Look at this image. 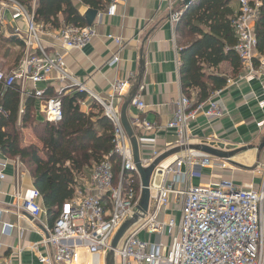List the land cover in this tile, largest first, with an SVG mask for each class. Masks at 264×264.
Wrapping results in <instances>:
<instances>
[{"label": "built area", "instance_id": "built-area-1", "mask_svg": "<svg viewBox=\"0 0 264 264\" xmlns=\"http://www.w3.org/2000/svg\"><path fill=\"white\" fill-rule=\"evenodd\" d=\"M127 2L111 0L106 15L114 17L118 8ZM0 4L11 10L13 20L22 19L25 23V32L20 28L15 30V34L24 42L22 64L11 75L0 71V90L11 88L18 82L24 96L29 94L25 91L26 85L32 83L35 89L31 95L40 103L45 120L59 124L63 120L61 98L65 89L58 87L56 96L51 97L48 88L37 86L52 82L62 84L71 78L66 72L64 56L57 53L56 57H50L45 50L44 40L48 39L66 52L81 51L95 37V30L93 27L69 26L48 32L35 22L34 13L16 0H0ZM239 4V11L233 20L237 38L234 51L247 77L260 80L264 75V60L256 64L258 41L254 26L260 15L261 0H240ZM181 16L182 12H175L171 16L172 22H179ZM107 37L117 46L123 45L121 38L114 34ZM119 62L120 58L116 55L109 65L113 67ZM72 87L78 92H88L85 86L76 81ZM130 87L128 81H117L108 100L92 95L113 125L111 156L119 159L120 174L115 180L114 165L109 159L93 167L87 187L78 189L75 199L63 206L59 219L47 237L33 244L32 249L40 246L46 251L45 256L39 257L41 264H105L114 236L136 214L142 193L141 179L131 142L121 121V104ZM262 90L264 95V82ZM131 106L140 112L147 108L139 95L133 98ZM259 106L264 110V99ZM200 112L210 119L223 117V110L213 100L196 108L186 96L175 102L174 118L167 128L178 133L177 147L186 150L167 158L156 168L150 185L149 210L126 233L115 250L116 264H264V172L258 188L237 187L229 180L212 186H194L192 181L201 177L196 167L210 168L215 164L223 169L228 167L220 159L188 149V124ZM258 127L263 129L264 122L259 123ZM132 128L135 134L138 131L148 133L156 130L154 124L139 117L134 119ZM160 156L162 154L158 152L153 153L152 159L143 166L148 167ZM6 165L0 163V180L5 179L3 171ZM172 197L180 206V217L178 220H164ZM14 198L19 220L23 212L33 220H39L45 213L39 203L41 194L34 187L22 190L17 186ZM3 213L0 211V222ZM4 230L8 235L17 233L19 239L25 233L19 222L4 224ZM142 233L147 238L156 236L159 239L156 242L141 239ZM166 236L171 240L169 245L163 241ZM0 264H11V260L0 255Z\"/></svg>", "mask_w": 264, "mask_h": 264}, {"label": "crops", "instance_id": "crops-1", "mask_svg": "<svg viewBox=\"0 0 264 264\" xmlns=\"http://www.w3.org/2000/svg\"><path fill=\"white\" fill-rule=\"evenodd\" d=\"M71 2L84 17L86 26L90 27L87 24L86 14L92 9L85 7L80 0H71ZM107 8L101 12L97 11L98 15L91 26L95 30V37L83 50L66 52L48 39L44 40L45 50L50 57H56L57 53L64 56L66 72L71 79H67L62 84L43 83L37 88H48V94L52 92L56 95L58 87L61 86V89H65L64 95H68L76 90L72 87L73 82L76 81L88 91L84 93L89 99L80 102L81 110L88 112L89 100H94L92 95L108 100L112 87L117 81H128L131 87L121 104L122 110L131 90L137 84L139 77H142L137 95L141 97L147 108L144 112H140L130 105L127 117L131 126L137 117L155 125L154 132L138 131L135 134L139 141L140 159L142 163L147 164L152 159L153 153L158 152L163 155L178 148V133L168 129L167 125L174 118L175 102L180 97L186 96L182 91L180 80V51L185 43L177 32L180 21L173 23L171 16L175 12H182L183 16L187 7L184 6L183 0H128L125 5L118 8L114 17L106 15ZM239 8L240 4L237 1L236 12ZM12 15L11 10L0 4V37L6 39L17 37L21 40L15 34V30L20 28L25 32V23L22 19L13 20ZM46 30L53 32L47 28ZM108 34L121 38L123 45L117 46L113 40L108 39ZM6 49L14 52L21 50L19 46H7ZM24 52L25 47L23 55ZM116 55L119 56L120 62L111 67L109 63ZM255 57L256 64L259 60H264V56L260 55L258 50L255 52ZM0 60V69L11 73L19 70L23 56L20 66L15 71H11L14 60L10 62V59L4 57ZM210 73L227 80L223 89L216 91L205 101L213 100L217 103L223 110V117L210 119L202 112L198 113L188 124L187 135L190 137V146L196 148L202 144H224L237 148L251 147V149L229 160L212 156L226 162L228 167L223 169L216 164L210 168L196 167L195 170L201 177L194 179L192 184L212 186L229 180L237 187L258 188L264 172V148L258 149L264 138V128L258 127L259 123L264 122V110L259 106L264 99L262 90L264 75L260 80H251L247 77L243 66L236 72L230 62L222 63ZM17 85L20 88L18 82ZM34 89L35 86L29 82L25 88L29 94H24L22 99L32 97L31 93ZM217 92L219 94H216ZM191 95L192 97L188 98L193 108H196L199 105L196 102L197 92H191ZM34 100L37 116L45 120L40 103L35 98ZM191 151L202 153L195 149ZM0 163L7 164L3 171L5 179L0 180V211L4 212L0 222V255L11 260V264H41L39 257L45 256L46 251L40 246L32 249V246L47 237L51 229L47 211L40 200L39 203L45 209V213L39 220H33L24 212L20 220L18 219L14 208L16 188L17 186L22 190L32 188L34 181L19 160L8 159L0 153ZM81 180L79 189L84 190L90 180V174L88 173V177ZM171 202H176L173 197ZM169 214L168 210L164 220L174 218ZM18 222L25 232L22 239H19L17 233L8 235L4 230V224H18ZM140 238L146 239L147 235L142 233ZM154 238L157 239L156 236ZM163 241L167 245L171 243L168 236L163 238Z\"/></svg>", "mask_w": 264, "mask_h": 264}, {"label": "trees", "instance_id": "trees-1", "mask_svg": "<svg viewBox=\"0 0 264 264\" xmlns=\"http://www.w3.org/2000/svg\"><path fill=\"white\" fill-rule=\"evenodd\" d=\"M16 1L34 13L35 22L45 29L58 31L66 26L87 27L71 0ZM237 1L240 0H194L184 10L177 26L185 43L180 51L182 91L189 98L191 92H197L198 104L226 86L227 80L211 74V70L224 62H230L236 72L242 68L240 58L232 50L237 44L233 27ZM80 2L101 12L111 0ZM259 12L254 33L258 53L264 56V0H261ZM7 46H19L21 50L14 52L7 50ZM23 48L24 42L17 37H0V58L14 57L11 71L20 66ZM48 95L56 96L52 92ZM61 99L63 120L53 124L37 116L34 98L22 99L17 83L0 90V153L8 159L19 160L30 173L34 188L41 194L51 228L59 219L63 206L75 199L81 179L88 177L93 167L109 159L114 165L115 180L120 174V161L111 156L114 128L104 109L95 100H89V111L83 112L80 102L89 98L77 90ZM27 136L33 139L29 140Z\"/></svg>", "mask_w": 264, "mask_h": 264}, {"label": "water", "instance_id": "water-1", "mask_svg": "<svg viewBox=\"0 0 264 264\" xmlns=\"http://www.w3.org/2000/svg\"><path fill=\"white\" fill-rule=\"evenodd\" d=\"M184 1V6L189 7L191 3L194 0H183ZM98 12L95 10H88L86 14V20L88 26H92L95 18L97 17ZM142 82V77H139V80L135 87L131 90L128 99L122 106L121 110V121L122 125L128 135V138L131 142L132 148H133V153H134V161L136 168L139 172L140 179H141V186H142V193H141V198L139 201V206L136 214L132 217L131 220L126 222L116 233L114 236L112 242H111V249L107 253L106 258H105V264H116V256H115V250L118 249L119 245L121 244L122 239L126 235V233L139 221V219L143 216H145L149 210V205H150V198H151V191H150V185H151V180L152 176L158 167L160 163L165 161L167 158L180 153L181 151L186 150L185 148H176L168 153L163 154L160 156L158 159H156L153 163H151L148 167H144L143 163L140 159V154H139V141L135 135V131L132 128L128 117H127V111L131 105V101L133 98L137 95L140 86ZM264 148V138L258 146L259 150H262ZM189 150H197L200 151L204 154L224 159V160H229V158H232L242 152H245L247 150H250L251 147H245V148H237L236 146H225L224 144H212V145H207V144H202L198 147H193L189 146Z\"/></svg>", "mask_w": 264, "mask_h": 264}, {"label": "rangeland", "instance_id": "rangeland-1", "mask_svg": "<svg viewBox=\"0 0 264 264\" xmlns=\"http://www.w3.org/2000/svg\"><path fill=\"white\" fill-rule=\"evenodd\" d=\"M10 60H14V57L10 58ZM3 72H5L6 75H11V73H12V72L10 73L8 71H3ZM27 138L29 140H32L31 136H27ZM169 212H170V214H169L170 216H173L176 219L179 218L180 217V206H179V204L176 202H171L170 207H169ZM158 239L159 238L155 239L154 236H150L149 238H147V240L154 241V242L158 241Z\"/></svg>", "mask_w": 264, "mask_h": 264}]
</instances>
